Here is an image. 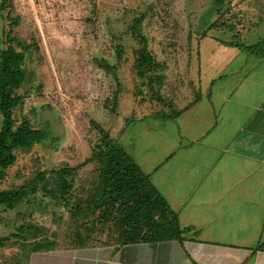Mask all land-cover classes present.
<instances>
[{"label":"rangeland","instance_id":"374dc122","mask_svg":"<svg viewBox=\"0 0 264 264\" xmlns=\"http://www.w3.org/2000/svg\"><path fill=\"white\" fill-rule=\"evenodd\" d=\"M245 1L258 2L224 0L226 5L218 18L213 0H12L8 23L17 22L12 24V35L36 46L35 51L26 53L27 78L18 92L23 106L15 111V119L17 123L27 119L33 127L45 130L48 137L29 150H18L16 163L5 171L0 191L17 189L42 174L44 181L27 202L11 211L0 207V236L9 235L22 223H34L53 230L50 237L61 247H71L72 235L84 221L65 220L61 201L43 192V186L54 188L52 170L76 168L90 157L99 141L91 121L117 139L123 128L125 134L131 133L139 117L154 119L177 110L151 99L135 74L138 45L128 31L133 18L144 16L141 32L157 62L164 66L161 97L172 104L188 92L190 83L183 69L196 66V48L203 38L207 39L204 48L210 44L208 49L220 39L247 46L248 40L236 37L247 25L244 20L262 23L255 34L257 40L264 37L261 7L259 11L254 8L247 19L242 12L232 11L230 4ZM215 21L217 28L208 29ZM5 25L0 14V46ZM231 28L238 29L232 33ZM102 60L114 71L106 73L100 66ZM151 134L156 137L155 132ZM96 168L95 163H88L78 169L68 202L86 199L96 181ZM115 236L110 225L96 227L88 242L114 245ZM20 251L14 244L0 249V262L20 259Z\"/></svg>","mask_w":264,"mask_h":264},{"label":"crops","instance_id":"0c3cea01","mask_svg":"<svg viewBox=\"0 0 264 264\" xmlns=\"http://www.w3.org/2000/svg\"><path fill=\"white\" fill-rule=\"evenodd\" d=\"M230 6L246 19L264 12V0ZM243 23L245 45L264 38L262 23ZM204 40L183 69L188 92L172 101L182 113L139 117L115 139L177 214L182 241L24 249L21 264H264V59L223 44L232 39Z\"/></svg>","mask_w":264,"mask_h":264},{"label":"trees","instance_id":"16d2710c","mask_svg":"<svg viewBox=\"0 0 264 264\" xmlns=\"http://www.w3.org/2000/svg\"><path fill=\"white\" fill-rule=\"evenodd\" d=\"M213 1L220 18V11L226 4L224 0ZM11 10L12 0H0V14L6 22L2 31L3 45L0 46V182L5 177V171L16 163L18 150H29L43 143L48 137L45 130L33 127L27 119L23 118L18 123L15 119V111L23 106V98L18 92L27 78L24 69L26 53L35 51L36 46L33 43H24L12 35V24L17 25V22L14 20L12 24L8 23ZM143 20L144 16L133 18L128 28L131 38L138 45L133 68L136 76L143 81L142 85L147 88L150 98L171 108L172 104L165 102L161 97V89L166 79L164 66L157 62L149 50L147 38L141 32ZM217 23L215 21L208 29H216ZM221 27L228 28L225 24ZM224 44L264 59V38L251 46L239 43ZM116 51L117 60H120L121 49L118 47ZM100 63L106 73L114 71L107 61L102 60ZM116 84L119 85L117 79ZM196 98L192 103L196 102ZM181 113L182 111L175 110L171 114H161L166 118H177ZM90 124L99 134V141L93 146L90 157L76 168L63 167L52 170L54 188L48 189L45 186L42 188L47 195L61 201L67 216L65 220L84 221L72 235L71 247L120 248L134 244L182 241L177 214L150 179L132 158L117 146L108 131L103 130L93 121ZM88 163H95L97 167L96 181L86 199L75 200L71 204L67 201V197L73 191L76 173ZM43 181L44 174L17 189L0 191V207L11 211L23 201L27 202L28 198L37 193ZM107 225H110L116 233L115 244L91 245L88 240L92 230ZM52 231L49 227L22 223L15 226L9 235L0 236V249L13 244L19 245L21 251L27 249L30 252L61 248L59 242H55V238L50 237L49 232L52 234ZM30 241L35 243L28 245ZM0 264H21V262L20 259H16Z\"/></svg>","mask_w":264,"mask_h":264}]
</instances>
